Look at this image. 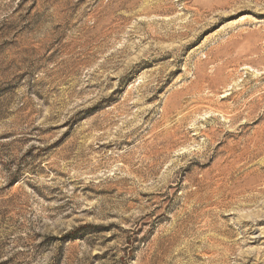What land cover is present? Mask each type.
<instances>
[{
  "label": "rangeland",
  "instance_id": "rangeland-1",
  "mask_svg": "<svg viewBox=\"0 0 264 264\" xmlns=\"http://www.w3.org/2000/svg\"><path fill=\"white\" fill-rule=\"evenodd\" d=\"M0 264H264V0H0Z\"/></svg>",
  "mask_w": 264,
  "mask_h": 264
},
{
  "label": "bare ground",
  "instance_id": "bare-ground-1",
  "mask_svg": "<svg viewBox=\"0 0 264 264\" xmlns=\"http://www.w3.org/2000/svg\"><path fill=\"white\" fill-rule=\"evenodd\" d=\"M260 147V146H259Z\"/></svg>",
  "mask_w": 264,
  "mask_h": 264
}]
</instances>
